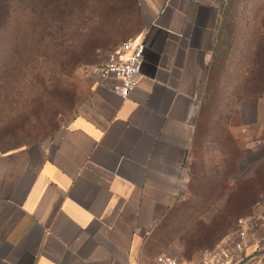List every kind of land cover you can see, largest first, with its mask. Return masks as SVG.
Listing matches in <instances>:
<instances>
[{"label":"crops","instance_id":"1","mask_svg":"<svg viewBox=\"0 0 264 264\" xmlns=\"http://www.w3.org/2000/svg\"><path fill=\"white\" fill-rule=\"evenodd\" d=\"M227 0H138L136 87L96 79L55 140L0 149V264H154L182 203Z\"/></svg>","mask_w":264,"mask_h":264},{"label":"rangeland","instance_id":"2","mask_svg":"<svg viewBox=\"0 0 264 264\" xmlns=\"http://www.w3.org/2000/svg\"><path fill=\"white\" fill-rule=\"evenodd\" d=\"M82 3L79 18L68 11L80 0L54 3L57 20L72 22L55 36L37 35L28 10L11 16L8 81H0V149L58 138L89 97L97 67L142 29L138 0ZM225 6L195 114L189 185L182 205L146 241L157 254L195 257L245 218L247 254L264 248V0H227ZM112 13L120 24L109 20ZM245 89L255 96L240 99ZM246 264H264V255Z\"/></svg>","mask_w":264,"mask_h":264},{"label":"built area","instance_id":"3","mask_svg":"<svg viewBox=\"0 0 264 264\" xmlns=\"http://www.w3.org/2000/svg\"><path fill=\"white\" fill-rule=\"evenodd\" d=\"M145 45L135 38L123 42L97 67L101 81L114 79L119 82L112 87L121 96H128L135 89L140 74ZM246 218L240 220L238 229L226 235L215 247L204 250L194 259L172 253L158 254L154 264H237L247 254L250 230Z\"/></svg>","mask_w":264,"mask_h":264},{"label":"trees","instance_id":"4","mask_svg":"<svg viewBox=\"0 0 264 264\" xmlns=\"http://www.w3.org/2000/svg\"><path fill=\"white\" fill-rule=\"evenodd\" d=\"M56 1L58 0H49L47 4L39 5L40 0H0V81H8V32L10 27L9 24H10L11 16L13 15V13L19 10L21 14L25 15L24 11L28 10L29 13L31 14L29 16L31 17L33 22V30L37 31V35L55 36L57 34H62L67 28L69 29L70 25L72 24V22L63 24L60 20H57L56 16H54L56 15V9L54 8V3ZM83 1L87 2L91 0H80L79 6L76 5L75 8L68 11L69 13L74 14V18L83 17L82 13L83 11H85L83 9L84 7L83 6L84 3H82ZM110 9L113 10L112 7H110ZM109 20H112L113 21L112 23L120 24L119 17H117V15L113 13L110 15ZM77 23L78 25H74V26L81 25L80 24L81 22H77ZM20 29L21 28H19L17 32H20L21 31ZM20 35L21 34L18 33L16 36L19 38ZM17 37H15L13 40H16ZM216 51H217V47L215 49L214 55L216 54ZM261 52H262V48L257 52L256 58H260ZM14 56L15 55L10 56V59H13ZM252 69L253 68L250 67V75L252 74ZM241 95L242 96L240 99L251 98L255 96V94L249 89H245L241 93ZM189 182H190V174H189ZM181 205L182 203L177 207H175L174 209L180 207ZM174 209L171 211V213L174 211ZM171 213H169L167 217L170 216ZM240 220L242 219L238 220V224L236 226L237 228L228 234H231L238 229ZM226 235H224L211 248L215 247ZM204 250H208V249H204ZM201 252H199L198 254H200ZM198 254L197 256H199ZM197 256L189 259H194Z\"/></svg>","mask_w":264,"mask_h":264},{"label":"water","instance_id":"5","mask_svg":"<svg viewBox=\"0 0 264 264\" xmlns=\"http://www.w3.org/2000/svg\"><path fill=\"white\" fill-rule=\"evenodd\" d=\"M263 255H264V248L246 255L244 258L239 260V262L237 264H246L250 260H253V259L258 258V257L263 256Z\"/></svg>","mask_w":264,"mask_h":264}]
</instances>
